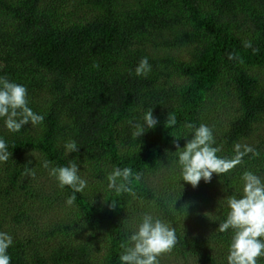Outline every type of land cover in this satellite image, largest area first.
<instances>
[{
	"label": "trees",
	"instance_id": "16d2710c",
	"mask_svg": "<svg viewBox=\"0 0 264 264\" xmlns=\"http://www.w3.org/2000/svg\"><path fill=\"white\" fill-rule=\"evenodd\" d=\"M144 57L152 71L137 77ZM0 76L24 85L44 115L17 133L0 120L11 152L0 162L11 264H120L145 212L176 229L160 264H227L232 230L218 231L227 199L241 193L245 171L264 178V0H0ZM149 108L159 123L136 141L128 121ZM189 122L213 129L220 157L234 158L237 145L259 155L197 188L181 180L182 190L174 152L191 134L173 136ZM70 140L78 152L66 153ZM44 160L78 164L88 186L74 205ZM116 167L133 170L132 193L108 189Z\"/></svg>",
	"mask_w": 264,
	"mask_h": 264
},
{
	"label": "clouds",
	"instance_id": "9594fccd",
	"mask_svg": "<svg viewBox=\"0 0 264 264\" xmlns=\"http://www.w3.org/2000/svg\"><path fill=\"white\" fill-rule=\"evenodd\" d=\"M247 47H251L249 42ZM255 51V49H254ZM152 71V65L147 57L142 58L134 69L137 77H147ZM27 88L19 83L11 81L6 76H0V120L8 132H20L25 125L43 124L44 115L39 114L29 107ZM159 120L154 117L152 108L145 111L140 119L128 121L132 128V137L137 138L148 130L154 129ZM176 118L168 115L165 121L166 128L176 126ZM187 132L173 137L187 138L183 147L177 142V150L174 152L177 160L178 182L181 180L197 188L203 180L210 183L213 174L221 175L231 171L241 163L242 157L247 153L259 155L252 147L246 146L241 151L236 146V156L232 159L217 155L219 149L215 147L213 129L206 124L198 126L189 122L185 124ZM67 154L78 152L79 146L75 140L67 141L64 145ZM11 156L7 141L0 136V162H6ZM42 167L48 170L50 177L55 178L59 188L69 187L73 194L66 199L68 206L74 205L76 193H83L88 186L86 179L80 175V168L74 161L67 165L53 166L50 161L44 160ZM25 174L35 176L32 167L26 165ZM134 177L130 167H116L107 176V187L120 196L124 193H132L130 186ZM139 179V174H135ZM243 181L242 191L239 196H231L227 199L229 209L226 219L219 223L218 231L226 233L232 230L228 245L227 264H259L264 258V178L251 171H245L241 177ZM179 199V198H178ZM178 199L172 203L175 204ZM107 201V200H105ZM118 206L115 200H111L112 209ZM185 206V205H184ZM188 205H186L187 210ZM177 210V209H176ZM13 236L0 231V264H11L9 248L13 245ZM177 244L176 229L162 218L145 212L139 218L135 228L130 232L127 240L122 243L123 249L119 256L120 264H160L162 254L171 252Z\"/></svg>",
	"mask_w": 264,
	"mask_h": 264
}]
</instances>
